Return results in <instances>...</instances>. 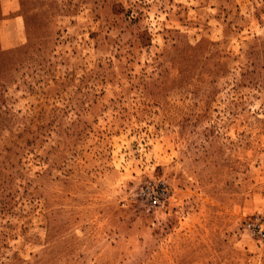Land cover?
<instances>
[{"label": "rangeland", "instance_id": "obj_1", "mask_svg": "<svg viewBox=\"0 0 264 264\" xmlns=\"http://www.w3.org/2000/svg\"><path fill=\"white\" fill-rule=\"evenodd\" d=\"M0 264H264V0H0Z\"/></svg>", "mask_w": 264, "mask_h": 264}, {"label": "built area", "instance_id": "obj_2", "mask_svg": "<svg viewBox=\"0 0 264 264\" xmlns=\"http://www.w3.org/2000/svg\"><path fill=\"white\" fill-rule=\"evenodd\" d=\"M158 204V199L156 196L149 197V205L150 206H156Z\"/></svg>", "mask_w": 264, "mask_h": 264}]
</instances>
